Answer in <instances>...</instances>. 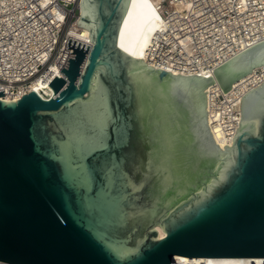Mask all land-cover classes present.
Masks as SVG:
<instances>
[{
  "label": "water",
  "instance_id": "95a60500",
  "mask_svg": "<svg viewBox=\"0 0 264 264\" xmlns=\"http://www.w3.org/2000/svg\"><path fill=\"white\" fill-rule=\"evenodd\" d=\"M67 60L45 88L0 89V261L171 264L264 258V81L220 149L211 76L143 61L147 0H79ZM264 63V39L214 68L224 92ZM158 227L164 232L158 236Z\"/></svg>",
  "mask_w": 264,
  "mask_h": 264
},
{
  "label": "built area",
  "instance_id": "2783aa9c",
  "mask_svg": "<svg viewBox=\"0 0 264 264\" xmlns=\"http://www.w3.org/2000/svg\"><path fill=\"white\" fill-rule=\"evenodd\" d=\"M78 1L0 0L1 98L17 99L33 90L34 82L48 84L56 74L62 76L60 70L72 52L66 48L69 29L79 28ZM155 6L163 19L145 52L147 63L158 68L168 65L186 73L207 70L225 60L229 52L264 39V0H158ZM243 39L250 40L244 47ZM254 71L260 74L264 66ZM263 81L264 77L248 84V89ZM237 83L225 92L215 83L205 87L208 125L226 145L231 144L239 123L243 94Z\"/></svg>",
  "mask_w": 264,
  "mask_h": 264
},
{
  "label": "bare ground",
  "instance_id": "6f19581e",
  "mask_svg": "<svg viewBox=\"0 0 264 264\" xmlns=\"http://www.w3.org/2000/svg\"><path fill=\"white\" fill-rule=\"evenodd\" d=\"M148 3L151 5V7L153 8V10L156 12V14L158 15V18H152L150 19L140 30L137 39L139 41V43L141 44H145L147 46L149 39L151 37V34L159 28L160 23L163 19V17L161 16L160 12L158 10H156V6L155 4L158 2V0H147ZM69 38L74 39L75 41H78L80 43L83 44H87L89 42V37H88V30L86 28H77V27H71L69 29V33H68ZM183 41V40H181ZM250 40L248 39H243L241 41L242 46L244 47L245 44L249 43ZM241 51L236 50V51H231L229 52V56L227 55L226 59L223 60L222 62H219L218 64L214 65L213 67H211L210 69L204 70L203 68H200L198 70L192 71L195 73H186L183 70L181 71L180 68H176V67H170L168 65H164L163 67L168 69V70H172L178 73H183V74H201L204 77H208L211 76L213 81L212 83H215L217 86H221V84L219 83L215 73H214V68L218 67L219 65L223 64L224 62L228 61L229 59L233 58L234 56L238 55ZM232 53V54H231ZM143 61L144 62H149L148 58H147V54L144 51L143 55H142ZM264 63L260 64V65H255L252 68V71L255 70L258 67H263ZM248 72V76H246L247 74L241 76L240 78L234 80L233 82L235 83L238 80V83L236 84V87H239V92L241 94H245L249 89H248V84H256L257 82L261 81L264 77V72L259 73H255L254 72ZM244 77V78H243ZM243 78V79H242ZM240 79V80H239ZM231 82V84L233 83ZM47 85V81H36L33 83V87L32 88H45ZM223 89V88H222ZM205 91V89H204ZM209 126V125H208ZM209 131L212 135V138L215 142V144L218 145V147L220 149H224L223 145L225 144L224 142H222L219 138H218V134L215 131V129L209 127ZM164 234L163 230L161 228L158 227V236H162ZM174 259H178V260H182V261H191L190 264H264V258L262 257H207V256H193V257H188V256H184V255H179V254H174L173 255V260ZM0 264H11V263H7V262H3L1 261ZM172 264H178L175 261Z\"/></svg>",
  "mask_w": 264,
  "mask_h": 264
}]
</instances>
